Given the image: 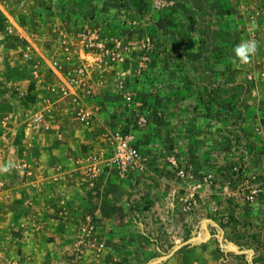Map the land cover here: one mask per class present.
I'll return each instance as SVG.
<instances>
[{
  "label": "rangeland",
  "instance_id": "rangeland-1",
  "mask_svg": "<svg viewBox=\"0 0 264 264\" xmlns=\"http://www.w3.org/2000/svg\"><path fill=\"white\" fill-rule=\"evenodd\" d=\"M253 20L256 30L250 27ZM11 21L41 29L42 44L49 47L57 29L76 32L85 27L154 43L146 73L129 78L138 94L163 109L164 117L155 125L156 133L142 142L143 170L126 177L103 175L95 193L84 191L88 197H83L82 208L100 214L106 244L90 264H264V204L236 203L229 177L234 163L256 165L264 145H254V155L245 160L230 151L234 144L221 133L239 123L245 136L264 135L259 132L264 119V0H205L202 8L195 0H6V10L0 9V54L5 57L0 60V116L15 121L5 127H13L23 147L17 115L39 105L49 93L22 56L25 40L8 32ZM206 27L211 48L201 46ZM246 39L257 40L259 51L248 64L234 63L233 49ZM210 78L223 81L214 93L213 85H206ZM239 99L241 117L235 106ZM54 119L69 149L62 158L70 161L91 140L77 124L61 122L65 116L58 113ZM217 142L227 150L209 149ZM42 148L41 139L34 149ZM171 153L215 171L216 180L198 209L186 211L181 205L180 183L168 163ZM226 215L230 219L222 225ZM209 218L215 223L205 221ZM249 221L255 232L248 229ZM74 241L72 230L62 239L66 248L56 264H64Z\"/></svg>",
  "mask_w": 264,
  "mask_h": 264
},
{
  "label": "built area",
  "instance_id": "built-area-1",
  "mask_svg": "<svg viewBox=\"0 0 264 264\" xmlns=\"http://www.w3.org/2000/svg\"><path fill=\"white\" fill-rule=\"evenodd\" d=\"M0 9L6 10V0H0ZM7 30L25 40L22 56L29 63L33 78L45 84L49 93L39 105L18 113L25 133L37 138L53 131L54 115L59 113L65 116L62 122L77 124L91 140L70 158L68 167L58 163L56 170L63 177L65 173L76 176V185L92 193L97 191L105 174L126 177L143 170V134L161 121L164 111L138 94L129 76L146 73L153 58V41L127 34L102 35L97 29L85 27L76 32L57 29L55 43L49 47L42 44L45 37L41 29L11 21ZM4 59L0 54V60ZM262 120L260 133H264ZM221 133L229 136L234 144L230 151L236 153V137L226 129ZM36 144L31 143L33 147ZM168 163L180 183L183 209L192 211L201 207L202 199L208 195L206 189L216 180L215 171L209 167L200 169L194 161L176 153L168 155ZM12 165L25 175L32 173L24 159L15 160ZM230 170L233 184L230 194L235 200L254 204L264 196V155L259 156L254 166L249 162L243 166L234 163ZM5 187L6 179L0 178V191ZM26 206L32 209L35 202L29 199ZM82 207L64 200L58 209L59 217L74 223L75 232V241L68 247L64 264H90L105 250L100 214ZM229 219L228 215L223 217L222 225ZM205 221L215 223L212 218ZM28 226L27 222L20 224L23 232L30 233ZM33 226L35 231L41 228L39 222Z\"/></svg>",
  "mask_w": 264,
  "mask_h": 264
},
{
  "label": "crops",
  "instance_id": "crops-1",
  "mask_svg": "<svg viewBox=\"0 0 264 264\" xmlns=\"http://www.w3.org/2000/svg\"><path fill=\"white\" fill-rule=\"evenodd\" d=\"M3 115L0 116V178L6 179V187L0 191V264H56L66 248V243L62 242V239L73 230L71 221L58 216L59 206L64 200L82 205L87 199L83 198L86 193L83 188L76 185V176L63 177L55 168L58 163L70 164L67 158H62L69 149L64 146L58 122L53 131L40 134L37 138L26 134L23 128L25 144L22 147L12 132L13 127L11 125L5 127L7 122L12 124L15 121ZM155 125L144 132L143 142L156 133ZM228 126L225 127L226 130ZM245 138L255 145V148L260 146L262 148L264 145L261 142L264 135L258 137L256 134H247ZM41 139L44 148L37 151L31 143ZM220 142L209 149L217 153L225 152L227 147L220 145ZM20 159L30 164L32 171L30 175H25L13 167L12 162ZM9 165L12 166L9 171H2ZM104 177H101L99 183H102ZM29 199L35 202L32 209L26 206ZM258 202L264 204V196ZM236 203L240 204L237 200ZM22 222L29 224L30 233L23 232L20 227ZM36 222L41 224L39 231L34 229L33 224ZM249 222L248 229L255 232L251 221Z\"/></svg>",
  "mask_w": 264,
  "mask_h": 264
},
{
  "label": "trees",
  "instance_id": "trees-1",
  "mask_svg": "<svg viewBox=\"0 0 264 264\" xmlns=\"http://www.w3.org/2000/svg\"><path fill=\"white\" fill-rule=\"evenodd\" d=\"M199 8H202L203 4H205V0H195ZM215 10V7L212 8V12ZM205 32L201 34V46L202 48H211L213 45V39L212 36L209 34V29L206 27ZM208 31V32H207ZM209 51L206 52L208 54ZM206 73L210 72L205 70ZM219 84H223V81H211V78L209 81H207L206 85H213L211 87V91L214 93L216 92L217 88L219 87ZM237 86H242L243 88L246 86L245 83H238ZM242 103V99H239L236 103V108L239 111V116L241 117L242 113V107H240V104ZM230 135H234L236 137V145H235V151L240 152L244 154V159L250 160L251 156L254 155V145L245 138L244 134L239 128V123H231L226 130ZM251 148V149H250Z\"/></svg>",
  "mask_w": 264,
  "mask_h": 264
},
{
  "label": "clouds",
  "instance_id": "clouds-1",
  "mask_svg": "<svg viewBox=\"0 0 264 264\" xmlns=\"http://www.w3.org/2000/svg\"><path fill=\"white\" fill-rule=\"evenodd\" d=\"M252 30H256L258 28L255 20L251 22L250 25ZM260 44L255 39H246L242 40L238 45H236L233 49L234 52V63L239 62L241 64H248L251 62V59L255 57L259 51ZM12 166L9 165L2 169V171L7 172L10 170Z\"/></svg>",
  "mask_w": 264,
  "mask_h": 264
}]
</instances>
